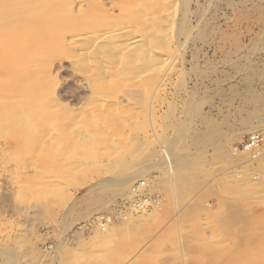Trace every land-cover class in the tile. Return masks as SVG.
Instances as JSON below:
<instances>
[{
	"label": "rangeland",
	"instance_id": "374dc122",
	"mask_svg": "<svg viewBox=\"0 0 264 264\" xmlns=\"http://www.w3.org/2000/svg\"><path fill=\"white\" fill-rule=\"evenodd\" d=\"M259 131L264 0H0V264H264Z\"/></svg>",
	"mask_w": 264,
	"mask_h": 264
},
{
	"label": "bare ground",
	"instance_id": "6f19581e",
	"mask_svg": "<svg viewBox=\"0 0 264 264\" xmlns=\"http://www.w3.org/2000/svg\"><path fill=\"white\" fill-rule=\"evenodd\" d=\"M156 1V0H155ZM151 2V1H150ZM158 2V1H157ZM177 3V2H176ZM175 3V4H176ZM154 4H156V3H154ZM151 6V5H150ZM176 6V5H175ZM150 9V8H149ZM149 11V10H148ZM150 11H151V9H150ZM155 12V11H154ZM158 13V12H157ZM155 14H156V12H155ZM130 15V14H129ZM146 15H148V14H146ZM159 15H161V14H159ZM131 16V15H130ZM139 16V15H138ZM157 16V15H156ZM128 17V16H127ZM133 17V16H132ZM142 17V16H141ZM157 18V17H156ZM155 18V19H156ZM159 18H160V16H159ZM158 18V19H159ZM162 18V17H161ZM160 18V19H161ZM132 18H130V22L132 21L131 20ZM134 19H136L135 17L133 18V20ZM145 19H147V18H145ZM157 19V20H158ZM159 19V20H160ZM156 20V22H158ZM136 21V20H135ZM145 21L146 20H142V21H138V22H134V21H132V22H134L135 24H132V25H130V26H122V27H118V28H115V29H112V28H110V29H112V30H110V31H108L111 35H110V38H121V41H122V45H121V48L118 50V52L120 53V57H121V55L122 56H124V55H126L127 57H126V60H124L125 62L126 61H128V67L126 68L127 69V72H129V73H131V71H132V73L134 72V73H136L137 74V70H138V67H135L136 65H138V66H143V67H145V66H147L148 67V65L150 64V62H152V61H157L156 59H157V57H158V55L159 54H156L155 52H153L152 54H150V55H147V56H145L144 57V55H143V57H141V60H140V58H139V61L137 62V60H138V58H137V60H136V62H135V53L137 52V50L140 48V47H142V45L143 46H145V48L144 49H148L149 48V46L151 45V39H152V37H153V35L151 34L152 32H150V29H149V25L148 24H146L145 23ZM152 21V20H151ZM155 20H153L152 21V23L154 22ZM131 22V23H132ZM129 24V23H128ZM154 24H155V22H154ZM158 24V23H157ZM158 25H160V24H158ZM172 25V24H171ZM161 26V25H160ZM162 27V26H161ZM158 28H160L159 26H158ZM109 29V28H108ZM153 29V28H152ZM134 30H135V32L137 31V34L136 35H132V32H134ZM160 30V29H159ZM158 30V31H159ZM161 30H162V28H161ZM105 31H107V30H105ZM163 32V31H162ZM104 34V33H103ZM103 34H102V36H103ZM108 34V33H107ZM107 34H106V32H105V37H108L107 36ZM172 36V35H171ZM155 37V36H154ZM153 37V38H154ZM109 38V39H110ZM106 39V38H105ZM110 40H112V39H110ZM119 40V39H118ZM157 41L158 40H156V43H157ZM158 42H161V41H158ZM119 45V46H120ZM87 46V45H86ZM112 47V46H111ZM148 47V48H147ZM151 48V47H150ZM140 50V49H139ZM153 50V49H152ZM83 51V50H82ZM151 51V50H150ZM150 53V52H149ZM159 53V52H158ZM81 54V53H80ZM138 55V54H137ZM115 56V55H114ZM109 57V56H108ZM119 57V58H120ZM135 57V58H134ZM98 58H99V56H98ZM118 58V57H117ZM123 58V57H122ZM97 59V58H96ZM159 59V58H158ZM112 61V60H111ZM115 64V63H114ZM122 65V64H121ZM151 65H153V64H151ZM150 66V65H149ZM152 68V67H151ZM147 69V68H146ZM145 70V69H144ZM136 71V72H135ZM133 73V74H134ZM139 73V72H138ZM123 74V73H122ZM140 75V74H139ZM145 76V75H144ZM149 76V75H148ZM163 76V75H162ZM143 77V76H142ZM151 77V76H150ZM150 77H149V80H150ZM123 85V84H122ZM153 94V93H152ZM119 182V181H118ZM98 221H100V220H98ZM103 224V223H102ZM100 227H103V226H100ZM100 229V228H99Z\"/></svg>",
	"mask_w": 264,
	"mask_h": 264
},
{
	"label": "built area",
	"instance_id": "2783aa9c",
	"mask_svg": "<svg viewBox=\"0 0 264 264\" xmlns=\"http://www.w3.org/2000/svg\"><path fill=\"white\" fill-rule=\"evenodd\" d=\"M241 150L244 151H252L258 148L264 147V131L255 132L250 135L245 141H243L240 145ZM146 199H141L137 204L136 207L143 209V207H148ZM148 209V208H146Z\"/></svg>",
	"mask_w": 264,
	"mask_h": 264
}]
</instances>
